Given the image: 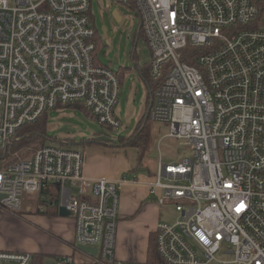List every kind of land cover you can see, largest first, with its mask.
<instances>
[{"label":"built area","instance_id":"obj_1","mask_svg":"<svg viewBox=\"0 0 264 264\" xmlns=\"http://www.w3.org/2000/svg\"><path fill=\"white\" fill-rule=\"evenodd\" d=\"M115 1L136 10L151 50L159 86L150 119L192 150L180 162L159 160L149 184L178 214L157 224L156 264H264V0ZM92 3L0 0V155L22 126L67 105L122 127L119 77L95 58ZM3 162L1 209L18 213L26 196L56 185L77 248L96 247L111 264H150L114 260L126 180L88 178L85 154L65 145ZM31 261L30 252L0 250V264Z\"/></svg>","mask_w":264,"mask_h":264},{"label":"rangeland","instance_id":"obj_2","mask_svg":"<svg viewBox=\"0 0 264 264\" xmlns=\"http://www.w3.org/2000/svg\"><path fill=\"white\" fill-rule=\"evenodd\" d=\"M115 10L122 17L121 21L113 17ZM91 13L92 24L97 30V60L115 72L121 70L124 76L116 108L122 127L110 129L98 123L80 104L67 105L49 114L47 136L52 137L53 140H48V144L65 145L72 150L83 152L89 162L93 163L96 159L99 164H102L104 167L101 170L105 173L125 168L121 175L129 176L131 179L143 175L154 176L160 159L165 164H169L191 157L192 150L185 146L183 140L168 137L169 128L154 121H149L148 124L153 140L151 150L143 158L140 167H138L136 149L118 146L120 138L130 137L147 110L148 90L139 76V67L150 62L151 50L145 37L138 35L140 19L136 10L130 5L115 0H93ZM133 51L137 55L135 60L132 56ZM18 136L15 142L20 140ZM66 140L68 144H64ZM32 149L33 145H23L17 150L20 151L19 155H26L27 158L33 153ZM155 151H158V157H153ZM131 166L136 169L131 170ZM160 204L163 207L161 221L175 222L178 214L175 212L174 205L167 201ZM36 208L37 204L33 203V196H26L20 212L13 213L1 208L0 211L14 215H20L27 210L55 214L45 206ZM69 217L72 218V215ZM218 258L223 257L219 255ZM150 262L149 260L146 263Z\"/></svg>","mask_w":264,"mask_h":264},{"label":"crops","instance_id":"obj_3","mask_svg":"<svg viewBox=\"0 0 264 264\" xmlns=\"http://www.w3.org/2000/svg\"><path fill=\"white\" fill-rule=\"evenodd\" d=\"M103 167L96 159L91 163L85 156L84 174L88 178L126 180L119 190L114 260L148 262L151 259L149 244L155 236L163 209L158 196L151 193L149 188L154 176L143 175L131 179L121 175L125 168L105 173L101 170ZM130 169L135 170V167L131 166ZM35 202L37 204V199L33 197V203ZM38 207L39 205L36 209ZM74 241V219L61 217L59 211L52 215L28 210L20 215L0 211V250L43 254V264H63L62 259H71L70 264H111L103 258L92 257L77 250Z\"/></svg>","mask_w":264,"mask_h":264},{"label":"trees","instance_id":"obj_4","mask_svg":"<svg viewBox=\"0 0 264 264\" xmlns=\"http://www.w3.org/2000/svg\"><path fill=\"white\" fill-rule=\"evenodd\" d=\"M138 35L144 36L141 27L138 30ZM94 40L97 43L96 28H95ZM96 51H97V46L95 50V55H96ZM132 56L134 60L137 59V55L134 51L132 53ZM95 58L97 60L96 56ZM187 61L189 63H193V61L190 59H187ZM117 75L121 83L123 79V73L122 72L120 74L117 73ZM139 75L144 81L147 87V90H148V97H147V102H146L147 110L144 116H142L141 119L138 121L137 126L134 129L133 133L130 135V137L120 138V145H118V146H124V147H132L136 149L137 156H138L137 160L139 162L138 167L142 165V160L150 152L151 146L153 143L152 136L150 133V128L148 126L149 121H152L149 116V111H150L153 97L159 86V84L156 83V81L151 76L149 63L143 67H139ZM84 110H86L88 114L91 115L95 119V117L87 109L84 108ZM48 120H49V114H45L37 122L22 126L17 133V136L18 135L20 136V140L18 142L12 141L10 144H8L5 155L4 154L0 155V158L4 159L3 164L15 163V162L22 160L23 158H24L23 160H25L26 155L25 156H23L22 154L19 155L20 151L17 150L19 147L21 148V146L23 145L25 146L33 145V149H32L33 153L30 156H28L26 159H29L37 150L43 148L45 145H49L47 141L48 140L51 141L53 139L52 137L47 136L48 135V131H47L48 130L47 129ZM103 126H106V125H103ZM108 128L113 129L111 127H108ZM66 144H68L67 140H66ZM59 195H60V188L56 185H49L48 187L43 188L41 190V193L37 195V206L39 205L38 209L40 207L45 206L49 208L50 212L54 211L55 214H58ZM75 248L78 250L76 246ZM149 254L151 256L150 264H156L160 262V259L156 251L155 238H152L150 241ZM43 259H44L43 254L32 253V261L30 264H43ZM64 260L66 259H62L61 261L63 262Z\"/></svg>","mask_w":264,"mask_h":264},{"label":"water","instance_id":"obj_5","mask_svg":"<svg viewBox=\"0 0 264 264\" xmlns=\"http://www.w3.org/2000/svg\"><path fill=\"white\" fill-rule=\"evenodd\" d=\"M112 15L117 21H121L122 17L118 13V11H116V10L113 11ZM103 29L106 31L105 27ZM157 156H158V151H155L153 153V157H157ZM1 197L2 196L0 194V199H1ZM58 211H59V215L61 217H69L70 216V213L65 206H60ZM78 250H80L81 252H84L85 254H88L92 257H96V255H97V248L96 247L79 245Z\"/></svg>","mask_w":264,"mask_h":264},{"label":"bare ground","instance_id":"obj_6","mask_svg":"<svg viewBox=\"0 0 264 264\" xmlns=\"http://www.w3.org/2000/svg\"><path fill=\"white\" fill-rule=\"evenodd\" d=\"M161 143V142H160ZM158 157V156H157Z\"/></svg>","mask_w":264,"mask_h":264}]
</instances>
